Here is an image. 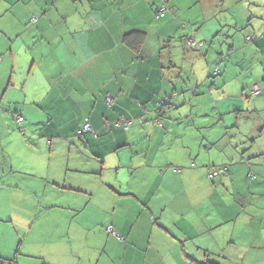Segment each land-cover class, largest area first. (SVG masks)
Returning a JSON list of instances; mask_svg holds the SVG:
<instances>
[{"label":"crops","instance_id":"crops-1","mask_svg":"<svg viewBox=\"0 0 264 264\" xmlns=\"http://www.w3.org/2000/svg\"><path fill=\"white\" fill-rule=\"evenodd\" d=\"M159 5L0 0L1 260L203 264L207 251L234 264H264L263 133L220 127L218 140L197 144L203 111L184 107L190 80L159 51L172 21L154 19ZM193 34L201 41L194 30L176 40ZM195 66L203 79V64ZM195 66H185L186 77ZM222 82L244 99L237 83ZM165 97L160 117L183 106L180 116L193 120L182 125L175 115L156 126L153 106ZM119 116L146 124L117 129ZM84 125L91 131L79 134ZM210 170L218 174L208 177Z\"/></svg>","mask_w":264,"mask_h":264},{"label":"rangeland","instance_id":"rangeland-1","mask_svg":"<svg viewBox=\"0 0 264 264\" xmlns=\"http://www.w3.org/2000/svg\"><path fill=\"white\" fill-rule=\"evenodd\" d=\"M171 6L176 11V16L167 12L165 19L162 18V21L169 18L172 21L167 24L169 35L162 39L160 45L164 48L159 51L176 65L177 75L181 79L190 80L191 87L185 91L184 99L187 105L184 107L188 111H203L201 117L196 118L199 122L203 120L205 123H201L206 125L196 130L197 144L201 137L208 141L218 140L222 131L217 128L220 127L229 128L232 135L248 128V136L258 130L264 136V0H174L168 7L172 9ZM191 30L200 36L203 43L201 52L186 50L185 42L176 40L179 35ZM247 38L254 39V42H247ZM233 43L235 48L238 44L246 48L233 51ZM199 63L203 64L204 76L201 80L198 79L201 67L195 66ZM187 64L190 68L195 66L194 75L191 77H186ZM215 66L220 69L219 75L214 73ZM223 79L231 84L237 83V86H234L235 91L243 92L244 99L236 98L237 94L233 92L232 85H229L226 92L225 86L222 85ZM251 83L256 84L260 90L258 95L252 94ZM165 99L167 100L166 97ZM153 107L157 115L155 104ZM184 107L180 106L177 110L170 106L166 109L164 117H157L162 126L156 122L157 119L153 120V123L162 128L175 115H179L177 119L182 125L188 120H193L184 116V113L180 116ZM237 109L246 111L243 112L242 118L235 119L231 114H227ZM114 122L115 120L112 123ZM145 124L146 122L143 125ZM15 126V132L23 135L22 127L17 124ZM186 135L189 136V132ZM177 141L181 143L183 139ZM4 157L0 151V169L3 167ZM202 255L203 258L207 257H198L204 260L203 264H234L229 259L226 262L217 259L220 257H211L207 251ZM198 258L195 260L199 262ZM187 263L190 264L189 261Z\"/></svg>","mask_w":264,"mask_h":264},{"label":"built area","instance_id":"built-area-1","mask_svg":"<svg viewBox=\"0 0 264 264\" xmlns=\"http://www.w3.org/2000/svg\"><path fill=\"white\" fill-rule=\"evenodd\" d=\"M163 11H164V7L161 8L160 13H158V15H157L156 17L158 18L159 16H161V15L163 14ZM188 43H189L188 46H189L190 48L199 49L198 46L200 47V45L196 44V43L194 42V40H190ZM214 73H215L216 75H218V74L220 73V69L218 68V66H215V68H214ZM252 94H253V95H257V94H258V88H257L256 86L252 88ZM104 100H105L107 106H109V107L113 104V101H114V100L112 99V97H110L109 94H106V95L104 96ZM166 105H167V100H166L165 98L160 99V100H158V101L155 103V112L157 113V117H159V115H160L159 111H160L164 106H166ZM157 111H158V112H157ZM15 121H16V123H17V125H18L19 127L23 124V118L20 117V116H16V117H15ZM156 122L159 123L160 126H162V124L158 121V119L156 120ZM134 123H136V124H138V125H142V124L144 123V119H143L142 117H138V118H126V117H124V116H119V117L115 120L113 126H114L115 128H117V129L120 128V129H123V130H128L131 126L134 125ZM82 131H84V132H90L91 129H90V127H89L88 125H84V127H83L81 130H79L78 133L80 134ZM214 171H215V170H214ZM214 171H210L208 177H211V178H212L213 176L217 175L218 172H217V171L214 172ZM216 172H217V173H216ZM106 230H107L109 233L115 235V233L113 232L112 227H111L110 225H108V226L106 227Z\"/></svg>","mask_w":264,"mask_h":264},{"label":"trees","instance_id":"trees-1","mask_svg":"<svg viewBox=\"0 0 264 264\" xmlns=\"http://www.w3.org/2000/svg\"><path fill=\"white\" fill-rule=\"evenodd\" d=\"M159 2H160V5L155 9V11H154V19L155 20H161L166 14H167V12H169L170 13V15H173L174 13H175V10H173V9H170L169 7H168V5H167V0H159ZM164 7V13L161 15V17H156L157 15H158V13H160V11H161V9L160 8H163ZM36 20V17H33V19H32V21H35ZM190 40H194V42L196 43V44H198V45H200V47L198 46V48L199 49H194V48H191L190 49V47L188 46L189 45V41ZM247 42H254V39H252V38H247V39H245ZM185 46H186V50H190V51H192V52H201L202 51V47H203V43H201V41H199V40H197L196 38H195V36H194V34L193 35H191V36H188L187 38H186V41H185ZM259 89H258V94H259ZM257 94V95H258ZM164 110L163 109H161L160 111H159V113L161 114L162 112H163ZM158 112V111H157ZM224 168L223 169H227L228 167L227 166H223ZM210 171H212V170H210ZM215 172V171H214ZM225 172V171H224ZM217 173V172H216ZM218 174V173H217ZM209 175V174H208ZM0 264H16V262H15V260H1L0 259Z\"/></svg>","mask_w":264,"mask_h":264},{"label":"bare ground","instance_id":"bare-ground-1","mask_svg":"<svg viewBox=\"0 0 264 264\" xmlns=\"http://www.w3.org/2000/svg\"><path fill=\"white\" fill-rule=\"evenodd\" d=\"M164 1V0H163ZM161 9V8H160ZM165 10V9H164ZM164 13V12H163ZM159 17H161V16H159ZM191 49V48H190Z\"/></svg>","mask_w":264,"mask_h":264},{"label":"water","instance_id":"water-1","mask_svg":"<svg viewBox=\"0 0 264 264\" xmlns=\"http://www.w3.org/2000/svg\"><path fill=\"white\" fill-rule=\"evenodd\" d=\"M219 74H220V73H219ZM219 74H218V75H219Z\"/></svg>","mask_w":264,"mask_h":264}]
</instances>
